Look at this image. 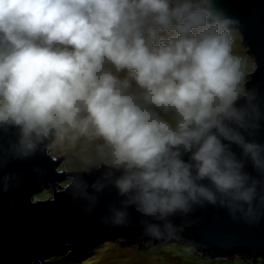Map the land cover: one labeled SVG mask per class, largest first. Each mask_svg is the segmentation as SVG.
<instances>
[{
    "label": "clouds",
    "instance_id": "9594fccd",
    "mask_svg": "<svg viewBox=\"0 0 264 264\" xmlns=\"http://www.w3.org/2000/svg\"><path fill=\"white\" fill-rule=\"evenodd\" d=\"M238 24L216 0H0V136L14 137L0 169L59 145L81 160L74 200L90 211L111 187L112 224L134 207L154 239L206 205L258 223L264 107L233 51Z\"/></svg>",
    "mask_w": 264,
    "mask_h": 264
},
{
    "label": "water",
    "instance_id": "95a60500",
    "mask_svg": "<svg viewBox=\"0 0 264 264\" xmlns=\"http://www.w3.org/2000/svg\"><path fill=\"white\" fill-rule=\"evenodd\" d=\"M229 16L239 20L238 29L244 46L255 62L247 87L255 89L264 107V0H216ZM255 130L253 139L264 143V120ZM14 137L0 136V148ZM238 151V149H237ZM61 160L41 147L27 158L10 160L0 169L15 174L8 192L0 191V264L39 263L57 247L90 249L108 240H120L140 247L162 243L184 242L202 256L212 260L235 256L257 262L264 260V218L254 225L234 221L224 209L212 205L196 208L185 217L177 215L174 224L182 230L171 239H154L144 233V219L129 207L123 225L111 222L110 206H118L119 197L111 187L99 194L98 203L90 211L83 200H74L60 183L78 171H58ZM248 171L253 172L251 165ZM104 170L83 174L91 185ZM52 190L51 198L36 200V195ZM92 189L89 188V192ZM107 221V222H105Z\"/></svg>",
    "mask_w": 264,
    "mask_h": 264
},
{
    "label": "rangeland",
    "instance_id": "374dc122",
    "mask_svg": "<svg viewBox=\"0 0 264 264\" xmlns=\"http://www.w3.org/2000/svg\"><path fill=\"white\" fill-rule=\"evenodd\" d=\"M233 51L245 59L244 72L248 78L256 66L244 46L241 36L236 38ZM61 151L62 147L59 145L54 146L50 151L52 156L61 160L58 171H79L81 160L77 156H73L69 160L60 154ZM60 186L65 187V181L61 182ZM52 194L51 189H46L36 195V200H47L51 198ZM74 251L73 246L57 247L35 264H264V260L253 262L239 256L232 259L216 258L212 260L202 256L184 242L140 247L137 244H127L120 240H108L96 244L90 249L84 248L78 250L77 253H73Z\"/></svg>",
    "mask_w": 264,
    "mask_h": 264
}]
</instances>
